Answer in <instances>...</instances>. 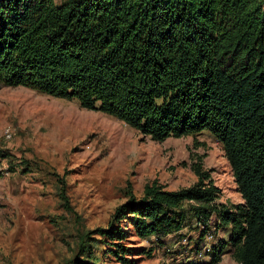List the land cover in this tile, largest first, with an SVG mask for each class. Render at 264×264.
Wrapping results in <instances>:
<instances>
[{
	"label": "trees",
	"instance_id": "16d2710c",
	"mask_svg": "<svg viewBox=\"0 0 264 264\" xmlns=\"http://www.w3.org/2000/svg\"><path fill=\"white\" fill-rule=\"evenodd\" d=\"M4 86L76 99L156 141L207 131L221 142L242 202L216 203L222 190L201 159L192 186L146 184L90 232L119 264L133 261L128 237L162 247L191 217L204 228L199 253L210 222L228 231L194 264H218L229 247L236 262L264 264V0H0Z\"/></svg>",
	"mask_w": 264,
	"mask_h": 264
},
{
	"label": "rangeland",
	"instance_id": "374dc122",
	"mask_svg": "<svg viewBox=\"0 0 264 264\" xmlns=\"http://www.w3.org/2000/svg\"><path fill=\"white\" fill-rule=\"evenodd\" d=\"M0 152L9 153L0 159V264H73L88 255L119 264L108 239L90 232L106 227L130 194L143 196L146 184L158 182L168 190L194 185L192 164L199 159L222 190L216 203L242 202L222 144L207 131L156 141L76 99L30 87H0ZM196 221L188 219L184 236L170 235L162 247L154 236L128 237V264L209 260L212 245L227 239L228 231L210 222L199 253L195 241L204 228ZM144 248L155 249L143 253ZM218 264L242 263L229 247Z\"/></svg>",
	"mask_w": 264,
	"mask_h": 264
}]
</instances>
